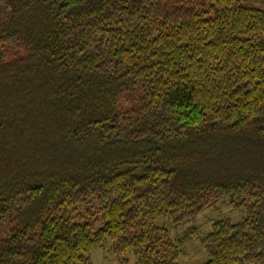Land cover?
Masks as SVG:
<instances>
[{"label": "trees", "instance_id": "obj_1", "mask_svg": "<svg viewBox=\"0 0 264 264\" xmlns=\"http://www.w3.org/2000/svg\"><path fill=\"white\" fill-rule=\"evenodd\" d=\"M127 101L123 105V101ZM239 222L191 226L212 203ZM264 264V0H0V264Z\"/></svg>", "mask_w": 264, "mask_h": 264}, {"label": "rangeland", "instance_id": "obj_2", "mask_svg": "<svg viewBox=\"0 0 264 264\" xmlns=\"http://www.w3.org/2000/svg\"><path fill=\"white\" fill-rule=\"evenodd\" d=\"M122 102L123 105L127 101ZM244 217V212L241 208L234 207L228 199L219 200L206 207L192 221L175 224L168 217H161L155 221L158 227L163 228L169 239L176 241L177 238L184 232L185 229L196 226L203 234H206L211 229V224L218 220L229 219L232 222H239ZM125 258L127 264H135L134 256L131 252L127 253ZM207 259V255L203 252L196 242H189L184 248V252L180 253L177 264H199ZM87 264H120L115 255L112 242L109 239L103 241L99 246L93 248L88 256Z\"/></svg>", "mask_w": 264, "mask_h": 264}]
</instances>
